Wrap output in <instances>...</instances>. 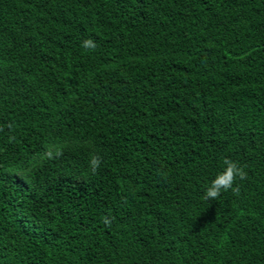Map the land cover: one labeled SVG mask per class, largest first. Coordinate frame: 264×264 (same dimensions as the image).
Instances as JSON below:
<instances>
[{
	"label": "trees",
	"instance_id": "trees-1",
	"mask_svg": "<svg viewBox=\"0 0 264 264\" xmlns=\"http://www.w3.org/2000/svg\"><path fill=\"white\" fill-rule=\"evenodd\" d=\"M0 264H264V0H0Z\"/></svg>",
	"mask_w": 264,
	"mask_h": 264
},
{
	"label": "clouds",
	"instance_id": "clouds-1",
	"mask_svg": "<svg viewBox=\"0 0 264 264\" xmlns=\"http://www.w3.org/2000/svg\"><path fill=\"white\" fill-rule=\"evenodd\" d=\"M93 163H95V161H93ZM209 195H210V196H216L217 193H216V191H210V192H209Z\"/></svg>",
	"mask_w": 264,
	"mask_h": 264
}]
</instances>
